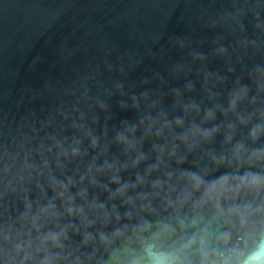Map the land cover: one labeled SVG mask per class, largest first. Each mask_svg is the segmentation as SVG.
I'll return each mask as SVG.
<instances>
[{"label": "clouds", "instance_id": "9594fccd", "mask_svg": "<svg viewBox=\"0 0 264 264\" xmlns=\"http://www.w3.org/2000/svg\"><path fill=\"white\" fill-rule=\"evenodd\" d=\"M262 7L253 0L257 28ZM243 68L247 82L237 77L224 102L213 89L227 78L204 70L208 105L184 98L195 88L186 81L170 90L171 110L155 91L121 99L137 117L112 129L97 96L103 125L98 113L89 123L78 106L60 105L40 122L53 130L38 143L34 125L32 135L18 126L0 136V264H264V61ZM114 88L127 95L123 83ZM81 99H90L86 86ZM57 117L71 136L56 130Z\"/></svg>", "mask_w": 264, "mask_h": 264}, {"label": "water", "instance_id": "95a60500", "mask_svg": "<svg viewBox=\"0 0 264 264\" xmlns=\"http://www.w3.org/2000/svg\"><path fill=\"white\" fill-rule=\"evenodd\" d=\"M252 9L253 0H0V136L9 131L17 136L18 126L32 135L29 127L39 131L40 122L60 105L68 111L78 106L89 123L98 113L103 125L106 114L94 107L97 96L109 104L112 129L137 117L131 107L120 109L121 99L155 91L164 94L162 106L171 110L170 90H183L186 81L195 88L184 98L208 105L204 70L227 78L213 89L224 102L237 77L247 82L243 66L264 61V7L261 28ZM177 38L188 42L183 49ZM219 47L227 49L225 56L216 54ZM194 50L206 56L203 63L193 61ZM176 65L184 67L174 73ZM116 82L127 95L115 92ZM214 83L210 80L208 87ZM85 86L87 101L81 99ZM106 90L114 94L108 98ZM222 119L217 113V122ZM68 123L57 117L56 130L71 136ZM52 130L39 131L34 142Z\"/></svg>", "mask_w": 264, "mask_h": 264}]
</instances>
